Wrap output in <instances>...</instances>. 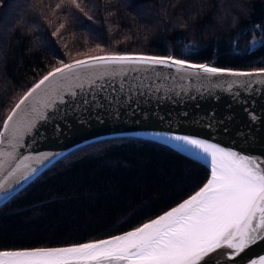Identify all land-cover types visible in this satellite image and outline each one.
<instances>
[{
  "label": "trees",
  "instance_id": "16d2710c",
  "mask_svg": "<svg viewBox=\"0 0 264 264\" xmlns=\"http://www.w3.org/2000/svg\"><path fill=\"white\" fill-rule=\"evenodd\" d=\"M78 3L83 12L70 0H3L0 127L27 88L61 60L145 52L264 67V0ZM60 23L65 29L52 35ZM208 174L203 163L143 137L82 145L0 205V248L66 245L125 231L194 192Z\"/></svg>",
  "mask_w": 264,
  "mask_h": 264
},
{
  "label": "snow or ice",
  "instance_id": "6c2138e0",
  "mask_svg": "<svg viewBox=\"0 0 264 264\" xmlns=\"http://www.w3.org/2000/svg\"><path fill=\"white\" fill-rule=\"evenodd\" d=\"M70 3L83 12L78 0H70ZM2 5L3 0H0ZM233 23H236L235 17ZM62 29H65L64 23H60L52 35L60 36ZM111 65L144 66L152 69L153 75L159 76H163V73H157V68L179 72L191 70L196 77L201 74L254 75L251 71H236L208 63H190L172 55L111 53L87 56L71 63L61 60L59 67L49 71L20 98L4 121L3 129L0 130V145L7 143L12 146V151L0 149V157L4 158L0 159V169L10 160L16 159V147L25 135L29 136L32 144L47 139L59 140L67 134L61 123L67 128L71 127L67 124L70 115L80 124L88 122L89 113L102 122L101 110L105 109V105L95 103L89 93H83V98L67 109L56 101L63 99L61 92L65 90L67 81L77 78L82 70L104 67L107 72V66ZM120 71L126 69L121 68ZM258 72L264 73V68ZM91 83L94 85L96 81L92 80ZM46 84L49 87L40 97L28 103L29 98ZM80 87L83 90V85ZM68 90L71 91L70 88ZM102 91L103 88L97 89V92ZM50 109L54 111L49 113ZM111 114L119 118V108L113 105ZM212 116L215 118V113ZM249 117L252 123L259 119L251 112ZM232 119L231 115H227L222 119L216 118V123L224 125ZM49 125L50 135L46 131ZM223 130L227 132L228 128L224 127ZM245 134L253 139L250 129ZM172 139L183 142L175 145L180 152L186 153L194 162L210 167L211 178L194 195L126 234L68 247L0 250V264H221L213 255L221 247L233 249L228 258L234 260L250 246L264 241V157L242 154L186 135L174 136ZM55 156L57 153L54 152L41 153L36 157L23 156L16 168L24 165L26 171L21 172L16 183L23 187L20 180L27 183L41 171L26 164V161L36 159L47 168L52 164L50 158ZM9 175H14V172ZM5 189V184L0 183L3 199L15 191ZM249 264H264V256L251 260Z\"/></svg>",
  "mask_w": 264,
  "mask_h": 264
},
{
  "label": "water",
  "instance_id": "95a60500",
  "mask_svg": "<svg viewBox=\"0 0 264 264\" xmlns=\"http://www.w3.org/2000/svg\"><path fill=\"white\" fill-rule=\"evenodd\" d=\"M111 53L167 56L166 54L145 52H103L74 58L65 63L84 59L87 56ZM188 61L190 63H207ZM208 64L215 66L212 63ZM59 66L57 65L45 72L28 87L20 98L42 79L44 75H47L49 71ZM107 68V72L104 67L82 70L77 74V78L67 81L65 90L61 92L63 99L56 101L57 104L67 109L70 105L80 101L83 98V93H89L90 99L95 100V103L105 105V109L101 110L102 122L89 113L87 117L88 122L80 124L77 123L74 116L70 115L67 118V124L71 125V127L67 128L64 123H61V127L65 128L67 134L61 136L59 140L47 139L32 144L30 143L29 136L25 135L16 147L14 153L16 159L10 160L4 165L3 169H0V183L5 184V190L12 191L15 189L12 194L6 196L4 199L2 198L3 192L0 191V205L10 199L45 169L36 159L26 161V164L40 168L41 171L35 177L30 178L27 183L20 180V184L23 185V187H20L16 181L19 179L21 172L26 171V169L24 165H21L17 169L16 165L21 161L23 156L31 155L36 157L41 153L54 152L57 153V156L50 158L52 163H54L59 158L82 145L105 138L121 136L143 137L177 149L175 145L183 142L176 141L172 137L186 135L219 144L222 147L236 150L242 154L253 157H264V73L258 72L260 68L264 67H224L236 71H251L254 73L252 76H213L211 74H201L200 77L193 76L191 70L179 72L175 69L157 68L155 70L157 73H163V76H159L153 75V70L144 66L111 65L107 66ZM121 68L126 69V71L121 72ZM92 80L96 81L94 85L91 83ZM80 85H83V90ZM121 86L123 87L121 88ZM48 87L49 85L46 84L42 89L37 90L33 94V97L29 98L28 103L40 97L42 92ZM101 88H103V91L97 92V89ZM73 93L76 95L73 96ZM234 96L236 97L235 99H233ZM20 98L6 115L0 130L3 129L4 121L11 114ZM113 105L119 108V118H115L111 114ZM53 111L54 109H50L49 113ZM249 112L259 118L255 123H252L250 120ZM212 113H215V118H213ZM227 115H231L233 119L226 121L224 125L216 123V118L222 119ZM224 127L228 128L227 132L223 130ZM249 129L251 130L253 139H249L245 134L246 130ZM46 131L49 135L51 134V125L47 126ZM238 133L240 134L238 135ZM0 149L11 152L12 146L5 143L0 145ZM0 159L4 158L0 157ZM45 163L48 162L45 161ZM205 166L208 168L209 174L199 188L174 205L133 228L73 244L0 248V250L68 247L126 234L137 227H141L144 223L158 218L163 213L171 210V208L178 206L179 203L188 199L191 195H194L211 178L210 167ZM10 172H14V175L10 176ZM233 251V249L224 246L213 255L221 264H249L251 260H258L259 257L264 256V241L250 246L239 257L230 260L228 258L229 254Z\"/></svg>",
  "mask_w": 264,
  "mask_h": 264
},
{
  "label": "clouds",
  "instance_id": "9594fccd",
  "mask_svg": "<svg viewBox=\"0 0 264 264\" xmlns=\"http://www.w3.org/2000/svg\"><path fill=\"white\" fill-rule=\"evenodd\" d=\"M232 26L235 27V24H233Z\"/></svg>",
  "mask_w": 264,
  "mask_h": 264
}]
</instances>
